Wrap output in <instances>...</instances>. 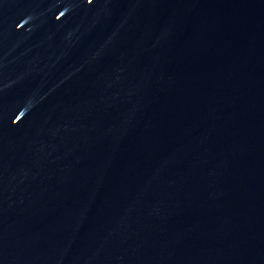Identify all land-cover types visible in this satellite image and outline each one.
<instances>
[{
	"label": "water",
	"instance_id": "1",
	"mask_svg": "<svg viewBox=\"0 0 264 264\" xmlns=\"http://www.w3.org/2000/svg\"><path fill=\"white\" fill-rule=\"evenodd\" d=\"M0 264H264V0H0Z\"/></svg>",
	"mask_w": 264,
	"mask_h": 264
}]
</instances>
